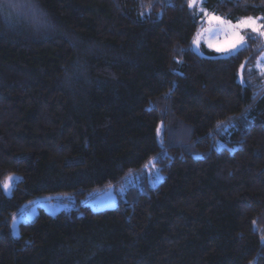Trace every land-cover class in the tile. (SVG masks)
<instances>
[{
    "label": "trees",
    "instance_id": "obj_1",
    "mask_svg": "<svg viewBox=\"0 0 264 264\" xmlns=\"http://www.w3.org/2000/svg\"><path fill=\"white\" fill-rule=\"evenodd\" d=\"M203 8L264 16V0ZM200 14L188 0H0V264H264L263 39L197 54ZM151 157L162 178L134 200L80 204ZM52 193L77 206L38 207L12 235L21 205Z\"/></svg>",
    "mask_w": 264,
    "mask_h": 264
},
{
    "label": "rangeland",
    "instance_id": "obj_2",
    "mask_svg": "<svg viewBox=\"0 0 264 264\" xmlns=\"http://www.w3.org/2000/svg\"><path fill=\"white\" fill-rule=\"evenodd\" d=\"M200 12L201 14L199 16V19H201L202 21L191 39L192 49L200 55H207L211 53L218 56L228 55L229 52L217 51V48H228L231 40L228 36L225 35L224 32L210 31L209 29L212 28L213 25L209 24L208 18L204 16V12ZM208 13L213 14L211 12ZM219 17L228 20L222 16ZM238 19L239 18L230 21L232 23H236ZM247 32L250 31L245 29L242 30L241 34L245 35ZM262 39L264 44V38ZM193 41H196V43H193ZM233 52H235V50L231 51V53ZM263 61L264 48L258 55L255 66L257 68H261ZM8 176H15L16 178H18V174L16 173L10 174ZM6 178L1 182V188L4 194L9 195L10 191L5 192L2 187V185L6 181ZM161 178L162 173L158 169V164L155 162L154 157H151L145 162L141 169L128 171L116 182L109 184L105 189L91 190L86 192L83 196L80 197V204L87 205L88 208L92 211L111 208L115 206L119 201L134 200L139 192L145 191L147 186H155L161 180ZM76 206L77 203L75 201V198L70 193L37 195L32 199L24 202L21 205L19 212L12 217L10 221V232L12 235H17L18 223L21 221L32 219L36 215L38 207H41L46 213L54 214L61 210L68 211L75 208ZM14 218L15 222H13Z\"/></svg>",
    "mask_w": 264,
    "mask_h": 264
},
{
    "label": "snow or ice",
    "instance_id": "obj_3",
    "mask_svg": "<svg viewBox=\"0 0 264 264\" xmlns=\"http://www.w3.org/2000/svg\"><path fill=\"white\" fill-rule=\"evenodd\" d=\"M204 0H188V7L189 8H198L199 11L204 12V16L208 18V22L210 25H213L212 28H210V31H216V32H224L226 36L229 37L231 40V43L228 48H217V51H226L231 53L232 50L239 51L241 48L246 46V40L251 39V36L248 35H242V30H249L251 33L258 34L259 37L264 38V16L260 17H241L239 18L236 23H232L230 20L222 19L219 16H216L215 14H209L207 10L203 8ZM13 7L16 8H29L32 10H36L35 5L32 3H26V4H17L13 5ZM143 15V13L141 14ZM193 43H196V41H193ZM244 65H241V70H243ZM243 79H241V83H243ZM261 91H264V88L261 89ZM259 93H254L255 95H258ZM162 132V127H157V134L160 135ZM17 180L15 176H8L6 178V181L2 185L5 192L11 191V188L14 184V182ZM15 222V218L14 221ZM264 239V238H262ZM250 264H253V262H250Z\"/></svg>",
    "mask_w": 264,
    "mask_h": 264
}]
</instances>
